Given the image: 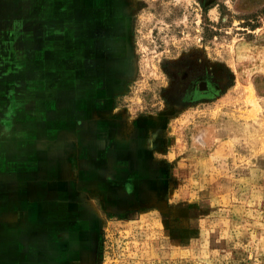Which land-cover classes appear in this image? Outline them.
Masks as SVG:
<instances>
[{"label":"rangeland","instance_id":"obj_1","mask_svg":"<svg viewBox=\"0 0 264 264\" xmlns=\"http://www.w3.org/2000/svg\"><path fill=\"white\" fill-rule=\"evenodd\" d=\"M1 1L15 42L30 0ZM117 2L128 60L102 97L109 125L89 124L87 143L107 135L86 165L72 159L69 186L39 174L22 219L0 204V264H264V0ZM132 133L145 154L126 149Z\"/></svg>","mask_w":264,"mask_h":264},{"label":"crops","instance_id":"obj_2","mask_svg":"<svg viewBox=\"0 0 264 264\" xmlns=\"http://www.w3.org/2000/svg\"><path fill=\"white\" fill-rule=\"evenodd\" d=\"M87 1L82 5L80 0H30L20 15L17 31L21 36L13 42L0 31V65L7 66L0 69V156L14 158L0 159L4 172L0 204L4 209L15 206L13 219H18L17 215L22 219V204L33 201L23 190L37 189L39 174H44L45 180L51 176L50 187L55 180L69 186L73 160L80 167L86 165L87 155L97 150L98 142L107 135L96 128L92 143H87L89 124L101 128L109 125L102 118V97L114 93L112 85L124 74L120 75V69H125L131 43L129 9L117 0L114 5V0H90L91 7L87 8ZM5 8L1 1L0 29L6 23L2 21ZM121 11L124 16L119 22ZM103 13L111 15L107 19ZM122 44L125 55L119 52ZM8 45L13 46L11 55L5 53ZM88 76L94 85L88 86ZM104 81L109 85L104 87ZM7 120L14 123L11 137H6ZM131 136L132 145L126 149L145 154L150 140L147 142L141 133ZM7 142L12 143L8 146ZM120 147L116 142L111 148ZM26 175L31 179L23 184Z\"/></svg>","mask_w":264,"mask_h":264},{"label":"flooded vegetation","instance_id":"obj_3","mask_svg":"<svg viewBox=\"0 0 264 264\" xmlns=\"http://www.w3.org/2000/svg\"><path fill=\"white\" fill-rule=\"evenodd\" d=\"M201 84H206V88H207L205 90H200V88H199V91H201V94L211 95L213 93V87L210 84V82H208V81H201L200 82V85ZM200 85H199V87H200Z\"/></svg>","mask_w":264,"mask_h":264},{"label":"bare ground","instance_id":"obj_4","mask_svg":"<svg viewBox=\"0 0 264 264\" xmlns=\"http://www.w3.org/2000/svg\"><path fill=\"white\" fill-rule=\"evenodd\" d=\"M204 88H206V86L205 85H202V89H204Z\"/></svg>","mask_w":264,"mask_h":264}]
</instances>
